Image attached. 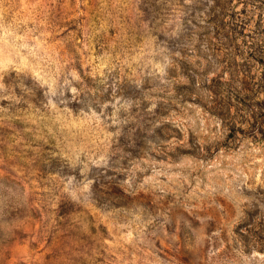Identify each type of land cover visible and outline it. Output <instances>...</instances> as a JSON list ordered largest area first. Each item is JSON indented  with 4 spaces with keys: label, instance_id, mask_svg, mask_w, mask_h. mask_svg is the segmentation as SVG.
<instances>
[{
    "label": "rangeland",
    "instance_id": "obj_1",
    "mask_svg": "<svg viewBox=\"0 0 264 264\" xmlns=\"http://www.w3.org/2000/svg\"><path fill=\"white\" fill-rule=\"evenodd\" d=\"M0 264H264V0H0Z\"/></svg>",
    "mask_w": 264,
    "mask_h": 264
}]
</instances>
